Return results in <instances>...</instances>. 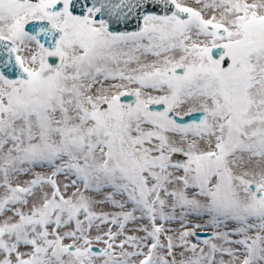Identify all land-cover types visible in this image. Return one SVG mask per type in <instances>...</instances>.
<instances>
[{
    "label": "snow or ice",
    "instance_id": "1",
    "mask_svg": "<svg viewBox=\"0 0 264 264\" xmlns=\"http://www.w3.org/2000/svg\"><path fill=\"white\" fill-rule=\"evenodd\" d=\"M0 264H264V0H0Z\"/></svg>",
    "mask_w": 264,
    "mask_h": 264
}]
</instances>
